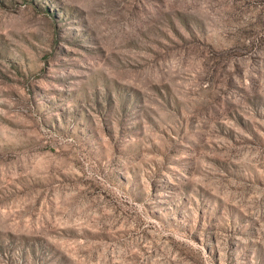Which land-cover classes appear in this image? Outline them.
Listing matches in <instances>:
<instances>
[{
	"label": "rangeland",
	"instance_id": "rangeland-1",
	"mask_svg": "<svg viewBox=\"0 0 264 264\" xmlns=\"http://www.w3.org/2000/svg\"><path fill=\"white\" fill-rule=\"evenodd\" d=\"M0 264H264V0H0Z\"/></svg>",
	"mask_w": 264,
	"mask_h": 264
}]
</instances>
